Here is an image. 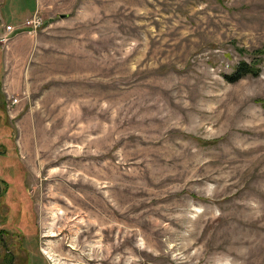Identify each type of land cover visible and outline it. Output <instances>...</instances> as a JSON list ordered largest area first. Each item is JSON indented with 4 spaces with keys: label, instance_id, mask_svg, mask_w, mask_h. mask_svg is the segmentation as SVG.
<instances>
[{
    "label": "rangeland",
    "instance_id": "rangeland-1",
    "mask_svg": "<svg viewBox=\"0 0 264 264\" xmlns=\"http://www.w3.org/2000/svg\"><path fill=\"white\" fill-rule=\"evenodd\" d=\"M0 97V264H264V0H0Z\"/></svg>",
    "mask_w": 264,
    "mask_h": 264
},
{
    "label": "trees",
    "instance_id": "trees-1",
    "mask_svg": "<svg viewBox=\"0 0 264 264\" xmlns=\"http://www.w3.org/2000/svg\"><path fill=\"white\" fill-rule=\"evenodd\" d=\"M260 73H261V68H259V66H257L255 62L248 63L247 61H241L240 63H238L235 71L232 74H226L225 77L227 79H229L230 81H234L235 79H238L240 77H244V76H247V75H255V76H257ZM0 101H1V99H0ZM0 154H2V153H0ZM7 173H9L10 176H12V173L8 172V169L2 170L0 175L3 176V174H5L7 176ZM4 181H5V177L2 178V179L0 178V186H1V183H4ZM8 194H11L13 196L10 195L11 197L8 198L5 202H1L0 201V229L6 228V227L10 228L9 224H11V226H12V223H14L13 221L10 220V216L13 213L17 212L16 210H14V207L16 206V203H14V202L19 197L18 195H20V193H18V195L15 196L16 199H14V194L13 193H8ZM2 195H3V193H0V199L3 198ZM7 203H8V205L5 206V204H7ZM29 205H27V206L24 205L25 211L27 213L28 212L30 213V209L29 208L31 206H29ZM16 209H20L19 206H17ZM22 212H23V210L21 209V213ZM17 225L18 224L16 223V225H14V226H17ZM18 230L21 231V232L24 231V229L21 226L18 227ZM0 234H1V232H0Z\"/></svg>",
    "mask_w": 264,
    "mask_h": 264
},
{
    "label": "built area",
    "instance_id": "built-area-1",
    "mask_svg": "<svg viewBox=\"0 0 264 264\" xmlns=\"http://www.w3.org/2000/svg\"><path fill=\"white\" fill-rule=\"evenodd\" d=\"M42 24H43V18L39 15L38 12H36L34 17L32 19H30L29 24H27L26 26L14 27L12 25H5L4 31H6L8 33H14L18 30L30 31V30L34 29L32 31H35L36 29L40 28L42 26Z\"/></svg>",
    "mask_w": 264,
    "mask_h": 264
},
{
    "label": "bare ground",
    "instance_id": "bare-ground-1",
    "mask_svg": "<svg viewBox=\"0 0 264 264\" xmlns=\"http://www.w3.org/2000/svg\"><path fill=\"white\" fill-rule=\"evenodd\" d=\"M59 209H61V208H59ZM58 211V210H57ZM52 235H54V234H52ZM63 254H64V252H62ZM69 259H71V258H74L75 257V254H74V252H69L68 254H65Z\"/></svg>",
    "mask_w": 264,
    "mask_h": 264
},
{
    "label": "flooded vegetation",
    "instance_id": "flooded-vegetation-1",
    "mask_svg": "<svg viewBox=\"0 0 264 264\" xmlns=\"http://www.w3.org/2000/svg\"><path fill=\"white\" fill-rule=\"evenodd\" d=\"M1 235V234H0ZM0 237H2V236H0Z\"/></svg>",
    "mask_w": 264,
    "mask_h": 264
}]
</instances>
